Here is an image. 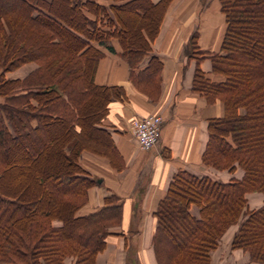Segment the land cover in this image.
Instances as JSON below:
<instances>
[{
    "label": "trees",
    "instance_id": "trees-1",
    "mask_svg": "<svg viewBox=\"0 0 264 264\" xmlns=\"http://www.w3.org/2000/svg\"><path fill=\"white\" fill-rule=\"evenodd\" d=\"M171 1L0 0V264H64L66 257L95 264L121 204L110 195L99 209L76 215L95 182L79 157L82 150L115 157L101 124L109 101L124 97L122 86L94 81L104 55L98 46L114 51L116 39L131 81L153 96L161 61L151 55L136 69ZM218 2L225 22L219 48L201 49L196 32L186 47L196 61L191 90L222 105L207 119L201 162L242 174H173L153 213L158 264H210L235 223L231 248L248 253L245 264H264V198L250 208L246 197L264 195V0ZM204 58L209 72L199 66ZM27 62L37 67L22 78L5 76Z\"/></svg>",
    "mask_w": 264,
    "mask_h": 264
},
{
    "label": "crops",
    "instance_id": "crops-1",
    "mask_svg": "<svg viewBox=\"0 0 264 264\" xmlns=\"http://www.w3.org/2000/svg\"><path fill=\"white\" fill-rule=\"evenodd\" d=\"M97 1L109 5L123 0ZM224 28V15L218 0H172L164 12L158 33L150 41V54L136 69L143 68L151 55L161 61L160 89L153 96L131 81L130 66L120 56L121 47L116 39L111 40L114 51L98 46L104 55L98 61L94 81L122 86L124 97L109 101L101 124L116 150L115 157L110 159L89 150H82L79 157V164L95 182L88 189L87 198L76 210V215L99 209L105 205L106 196L110 195L121 204V220L109 226L106 245L97 253L95 264H158L152 246L156 226L153 213L178 169L198 175L220 176V180L241 176L240 168L232 173L206 167L201 162L208 135L207 119L219 116L222 105L220 101L208 103L191 90L196 61L186 54L194 32L201 49L217 50ZM199 66L209 72L210 60L202 59ZM36 67L37 63L27 62L9 75L5 73V76L22 78ZM14 71H18L17 74ZM147 113L159 114L162 122L155 145L144 150L132 135L130 123L134 117ZM251 196L252 199L249 198ZM246 197L248 206L254 208L262 204L264 195L249 192ZM60 223L53 221L54 225ZM235 225L237 223L231 224L222 234L218 247L211 252L210 264H245L248 261L246 251L230 246L237 229ZM64 264H74L73 259L66 257Z\"/></svg>",
    "mask_w": 264,
    "mask_h": 264
},
{
    "label": "built area",
    "instance_id": "built-area-1",
    "mask_svg": "<svg viewBox=\"0 0 264 264\" xmlns=\"http://www.w3.org/2000/svg\"><path fill=\"white\" fill-rule=\"evenodd\" d=\"M161 122V116L155 113H147L131 120V133L141 149H150L155 145Z\"/></svg>",
    "mask_w": 264,
    "mask_h": 264
},
{
    "label": "rangeland",
    "instance_id": "rangeland-1",
    "mask_svg": "<svg viewBox=\"0 0 264 264\" xmlns=\"http://www.w3.org/2000/svg\"><path fill=\"white\" fill-rule=\"evenodd\" d=\"M62 11L64 12V10H62ZM150 12L154 13V10H153V11H152V10H149L148 13H150ZM147 15H149V14H147ZM14 72H15V74H17L18 71H14ZM10 73H12V70H11V71H6V74L9 75ZM86 132H87V131H86ZM96 137H97V136H96ZM97 138H98V137H97ZM99 140H102V139L99 138ZM96 146H97V145H96ZM98 146H99V149H101V150H102V149H105V148H104L105 144H103V142H100ZM209 172H211V171H209ZM214 174H215V173H214ZM213 176H214V175H213ZM217 177L220 179V176H217ZM217 177H215V178H217ZM14 181H15L14 183H15L16 185H19V186H20L18 189H20V188L23 186V185H20V184H21V181H22L21 179H18V178H17V179H15ZM18 189H17V190H18ZM249 195H250V194H249ZM249 198L252 199V196L249 197ZM248 200H249V199H248ZM257 201H258V200H256L255 202H257ZM248 202H249V201H248ZM258 202H259V201H258ZM259 203H260V202H259ZM256 204H257V203H256ZM192 211H193L194 213H197V208H196L195 205L192 206ZM240 220H241V218H240ZM235 226H237V225H235Z\"/></svg>",
    "mask_w": 264,
    "mask_h": 264
}]
</instances>
